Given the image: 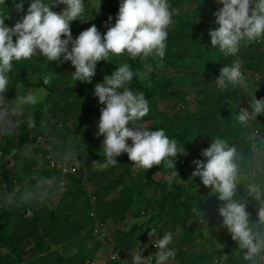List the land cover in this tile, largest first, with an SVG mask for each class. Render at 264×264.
Returning <instances> with one entry per match:
<instances>
[{
	"label": "trees",
	"instance_id": "16d2710c",
	"mask_svg": "<svg viewBox=\"0 0 264 264\" xmlns=\"http://www.w3.org/2000/svg\"><path fill=\"white\" fill-rule=\"evenodd\" d=\"M14 3L15 1L13 0H6L8 7L16 11L15 7H13ZM177 3L178 0H169L172 9L177 7ZM27 7L28 2H25V11ZM118 9L119 0H101L100 11L116 14ZM212 10H215L213 6L209 9H204L202 13H199L198 10L177 12L173 16L176 17L175 25L168 28L167 49L163 59L155 55L149 56L144 60L140 57L133 59L126 53L122 54L134 72L144 74L143 79L134 75L129 85L134 91H143L149 101V113L137 123L142 124L150 130L164 129L166 135L177 141L178 149H183V147L186 149V154L178 153L175 157V165H177L175 170L178 174L170 183L173 186V190H163L165 189V184H169V175L175 171L168 168L164 162L154 165L150 169H141L146 172L149 181L159 185L163 190L160 200L162 211L166 207H169L168 212L173 213L175 223L181 226L183 232L195 234L203 241H209L217 236V233L210 226H205L202 219L193 211L194 199L200 197L206 191L205 186L202 184L199 194L189 195L185 200L180 201L178 198L187 193V190L182 184H178L175 178H183L184 174L181 172V169L190 165L194 159H206L200 155L201 150L208 147L212 139L215 138H223L230 144H235L244 157L243 165L249 163V160L254 157L255 151H259L260 154L261 150H264V145L260 139V137H264V115L258 114L257 119L248 121L246 124H242L238 120V113L241 108L239 100L247 94V91L257 89V96L255 97H264V39L252 42L243 41V43L249 44V48L244 54L246 60L243 67L251 71L250 80L254 78L255 74L258 75L256 80H252L247 91L239 85L228 84L227 87L220 88L216 84H209V80H204L198 83V87L195 90L197 108L193 111L187 107L176 109L175 103L171 107L173 109L171 112L160 110L157 107L159 101L185 100L190 95V91L177 88L176 85L179 82L175 77L158 75L155 70H146V67L150 65L155 66L156 63L176 66L187 58L201 59L205 53L208 54L209 58L218 56L219 53L224 54L218 47L205 48L204 51H199L200 46L206 47L208 39L206 36H210L209 29L214 28L212 24L213 19L211 18ZM37 58H39V61L42 60V56ZM237 59L238 57L235 54L225 55L219 59L215 57V60L211 64L213 66L211 78L216 80V77L220 74V69L224 65H232ZM49 62L53 64L54 70L60 69V64L57 61ZM33 65L30 59L13 61V68L9 73V86L21 83L26 87L41 89L46 95L43 105L46 106L45 110L47 114L44 118L39 116L43 107L42 103L40 108L33 110L32 114H28L32 110V107L26 105L22 117L23 123L19 126L21 133H32V138L35 141H37L38 137H41L45 141H48L49 138L50 140L51 138L54 139V144L49 146L53 151L58 152L59 156H61V152H66V154L71 152L72 156L67 158L68 160L72 161L77 157L80 158L82 155H86L88 157V165L89 162L90 164L98 161L103 163L106 157L102 149V135L96 141V144L99 143L100 146L92 145L88 150H85L84 145H81L83 141L81 138L73 140L71 131L64 133L58 131L59 127L62 124L64 125L63 122L67 121L69 117H78L84 121L86 120V117L79 116L75 112L77 108H81L83 113H88L92 110L100 111L102 105L98 103V97L93 95L94 87L62 85L60 81L45 83V80L41 78L31 80V67ZM109 65L110 62L103 60L97 62L96 75L102 69L106 71ZM5 96L7 95L5 94ZM29 117H32L35 121L33 127H29L27 124ZM80 125L78 123L79 127ZM252 129H259L260 135H255L253 139H250L247 137V134ZM83 131L85 130L82 128L78 132ZM22 152L23 138H21V142L13 154L15 161L21 164V169L16 170L15 180L18 188L14 192L7 193H15L14 201L9 204L5 199L6 194L0 196V264H15V261L10 259L11 251L15 252L16 258L19 261H22L24 255L32 253L33 257L29 258L24 264H88L89 260L93 259L94 256L87 260L88 256L83 251L70 256H64L57 251L46 250L42 252L41 248L44 246L46 239L51 244L65 241L70 235L67 228L86 225L89 220V211L90 213H94V216L89 214L93 221H101L108 218L114 221L123 220L134 202L133 193L130 188L124 186L117 197L108 201H105L103 196L105 193L117 189L123 176L129 174L135 164L129 160L127 153H123L117 157L119 160L117 165L106 167L102 172L93 171V178L98 176H101V178L100 180H95L97 190L95 192V202L91 204L87 199L82 200V197L85 198L87 193L81 183V173L75 171L65 176L70 181L69 186L65 187L66 183L63 186L58 185L57 181L60 178V174L55 169L47 166L44 160L47 150L41 147L43 165L45 167L43 170L44 175H54L56 185L65 189L61 195L62 202H60L59 207L46 212V218L49 222L45 223L43 218L38 214V205L43 197L44 185H34L36 181L32 176L37 162L34 159L27 160L21 158ZM258 159H261L260 155ZM9 163V160L3 162L1 167H3L2 176L8 183H11L14 176L9 174V167L7 166ZM117 169L121 170L117 173ZM165 172L168 175L166 182L154 178L155 174H165ZM21 174H24L26 178L23 179ZM26 187L32 193L29 199L22 198V191ZM241 188L240 195L244 196L247 193V180L242 181ZM71 196H73L72 200L66 202ZM249 199L253 203L257 202L252 196ZM28 211L30 212L29 214H27ZM40 222L43 224L39 230L38 226ZM252 224H256L255 219L252 221ZM11 227L13 228V234L8 235L7 231ZM205 228H207L209 233L207 237H204L203 231ZM30 237L32 240L29 248L25 249L19 245L20 240ZM218 240L222 245L226 243V240ZM112 241L113 250L115 251L133 247L135 244L132 234L122 228L115 230ZM8 245L11 249L8 248ZM181 256V264H246L242 259L240 249L237 252H233L224 247L217 250L216 256L208 252L195 254L190 250L182 251ZM106 264L122 263L119 260H111Z\"/></svg>",
	"mask_w": 264,
	"mask_h": 264
},
{
	"label": "clouds",
	"instance_id": "9594fccd",
	"mask_svg": "<svg viewBox=\"0 0 264 264\" xmlns=\"http://www.w3.org/2000/svg\"><path fill=\"white\" fill-rule=\"evenodd\" d=\"M6 4V0H3ZM15 0L14 6L20 18L11 26L5 23L7 15L0 13V134H14L21 123L25 106L34 104L37 97L31 92L9 100L5 92L10 85L9 73L13 61L30 59L41 54L48 61L70 62L74 66L75 80L91 83L96 75L97 62L111 63V56L128 54L142 60L155 55L163 59L167 49L168 28L174 23V9L169 0H119L115 22L110 15L104 23L103 33L95 24L79 32L75 37L71 31L72 21H84L85 0ZM218 8L215 23L218 27L209 29L211 47H218L226 55L239 51L242 41L252 42L264 38V0H216ZM63 5L54 11L55 5ZM101 0L94 11H100ZM88 20V19H87ZM15 37V39H14ZM134 75L143 79L144 74L134 72L125 61L111 74L104 75L94 86L93 95L98 97L100 116L96 135L103 136L102 149L106 157L100 168L115 166L117 157L123 153L138 168L150 169L164 162L175 170V157L186 154V149H178L177 141L166 135L164 129L150 130L137 123L149 111V101L143 91H134L129 85ZM245 75L239 62L224 65L216 77V84L225 88L228 84L241 85ZM48 81L45 80V83ZM250 109V110H249ZM264 115V97L256 98L246 108H240L238 120L242 124ZM29 127L35 125L32 117L27 120ZM131 125V126H129ZM130 140V142H129ZM206 159H194L192 177H199L204 186H209L219 200L218 207L222 226L226 227L242 253L246 264H264V150L261 159L253 163L255 157L243 165L244 157L235 144L223 138L212 139L210 145L201 150ZM72 153L66 154V159ZM173 171L168 177L171 183L177 175ZM247 180V194L256 199L260 207L255 225L249 220L245 197L241 196L242 181ZM32 193L25 191L23 199ZM15 193L6 194V202L11 204ZM154 232L152 229L149 235ZM173 233L166 232L155 243L156 264H167L175 257L170 247ZM135 251L133 264H145L143 249Z\"/></svg>",
	"mask_w": 264,
	"mask_h": 264
},
{
	"label": "rangeland",
	"instance_id": "374dc122",
	"mask_svg": "<svg viewBox=\"0 0 264 264\" xmlns=\"http://www.w3.org/2000/svg\"><path fill=\"white\" fill-rule=\"evenodd\" d=\"M15 1V0H13ZM28 2V0H26ZM86 3V11L85 14L80 18L84 21H72L71 22V31L73 36L79 34L82 30L88 28L91 24H95L97 28L101 31V33L107 30V26L104 22L108 20V17L111 15L113 20L111 23L115 22V14L110 12L99 11L97 14L94 9L98 6L99 0H85ZM218 3L216 0H178L177 7L174 8L173 16L176 15L177 12H181L184 10L187 11H195L198 10L199 13H202L204 9H209L211 6L215 8ZM63 5H55L53 7L54 11H60ZM0 13L3 15H7L5 18V23L8 25H12L16 20L20 18L22 13H18L17 10L13 11L12 8H9L7 4L3 3L0 0ZM215 10L211 12V18L213 19L212 24L215 27L218 25L215 23ZM174 18V23L171 26L175 25L176 17ZM88 19V20H87ZM207 43L205 46H200L199 51H204L205 48H212L210 45V36H206ZM15 39V37H14ZM249 48V44L241 42L240 49L235 55L238 59L235 62H239L242 68V71L245 75V81L243 84L239 85L244 90L247 91L248 86L252 82V80H256L258 75L255 74L254 78L250 80L251 71L245 69L243 64L245 62L244 54L245 51ZM226 54L219 53L218 56H213V58H209L208 54L205 53L201 59L197 58H187L184 61L178 63L176 66L171 65H163L160 63H156L155 66H147L146 70L153 69L156 71L158 75L165 76H173L179 82L176 85L179 89H186L190 91V95L185 100L175 99V101L171 100H162L157 103V107L160 110L172 111V105L175 103V108H184L187 107L189 110H196L197 101H196V93L195 90L198 87V83L204 80H209V84H216V80L212 79L213 66L211 65L215 57L219 59L220 57H224ZM42 56V60L39 61L37 57ZM32 63L34 64L31 69V80H37L41 78L43 80H47L48 82L52 81H60L62 85H77V86H87L94 87L95 84L99 81H102L104 75L111 74L112 71L115 70L123 62L127 61L122 54L111 56V63L106 71L101 70L98 75H95L91 83L81 82L79 80H75L72 72L74 71V66L71 65L70 62H59L60 69L54 70L53 64H51L47 58L41 54L34 55L30 58ZM234 62V63H235ZM208 64V65H207ZM253 80V81H254ZM217 85V84H216ZM257 89L254 91H247V94L239 100V105L241 108H246L248 105L254 101L255 96H257ZM31 92L37 97V100L34 104H29L27 106H31L32 110L28 114H32L33 110H37L40 108L42 103V111L39 114L42 118L47 114L46 106L43 105L45 100V93L41 91V89L37 87H26L21 83H18L15 86H9L6 90L5 94L6 98L9 100L15 99L21 95H25ZM79 116L86 117V120H82L81 118L69 117L67 121L63 122L61 127H59V132L64 133L66 131H71V137L73 140L80 139L83 140L81 145L85 150H88L92 145L100 146V144H96V141L99 136L96 135L97 131V121L100 116L99 110H92L88 113H83L81 108H77L75 111ZM81 122V123H80ZM78 123L81 124L80 127ZM83 128V132H78ZM78 134L76 135V133ZM23 133V132H22ZM21 129L18 128L17 131L12 134H0V196L7 194L8 192H14L18 186L16 184V170L21 169V164L15 161L13 154L15 153L17 146L21 142V138H23V152L21 153V158H25L27 160H36L37 164L33 169L32 176L36 181V186L44 185L43 197L40 200L38 205V214L43 218L44 222L47 223L49 220L46 218V212L52 209H57L62 202L61 195L65 189L56 185L55 176L48 175L45 176L43 170L45 169L43 165V154L41 152V147L49 146L54 144V139L50 138L48 141L42 139L41 142H37L32 138V133L22 134ZM259 136V129H252L247 137L253 139L254 136ZM261 143L264 145V137H260ZM7 151V152H5ZM58 153V152H57ZM59 155V154H58ZM60 157H66V152L60 153ZM259 151L254 152L255 160L253 163H258L260 159H258ZM197 159V158H196ZM202 159V158H199ZM10 161L7 165L9 167V174L13 175L14 179L11 183H8L4 177L2 176V168L1 164L6 161ZM74 167L76 171H79L82 175V185L86 190L87 196L85 198L82 197V200H89V202L94 204L95 202V192L97 190V185L95 184V180H100L101 176L92 177L93 171L102 172L104 168H100V161L93 162L88 165V157L86 155H82L80 158L77 157L74 160ZM181 164V163H180ZM177 165H175L176 168ZM195 168V165L191 163L188 166H185L181 169V172L184 174L183 178H175V181L178 184H182L184 188L187 190L183 196L179 197L180 201L185 200L189 195L199 194V191L202 189V181L199 177H192V171ZM121 169H117L118 173ZM21 177L25 179V175L21 174ZM168 177L167 172L165 174L157 173L154 178L157 180H161L162 182H166V178ZM64 182L66 186L70 185V181L64 177ZM128 186L133 193V205L128 210L125 218L123 220L114 221L111 218L101 220V221H93L90 217L91 213L88 212V223L84 226H74V228H67L70 235L63 242H59L57 244H51L48 239L45 240L44 246L41 248L42 252L46 250L49 251H57L60 252L64 256H70L73 254H77L80 251H83L85 255L88 256L87 260L94 256H104L109 244V239H101L100 231L104 230L105 232L110 233L111 239L113 238V234L117 228H122L132 234L135 244L133 247H127L124 249L117 250L120 253V262L122 264H133L132 255L135 251L143 246V244H148V247L143 249L142 255L145 256V264H156V255L157 248L151 245V242H156L160 237L163 236L166 232L173 233V241L170 244V247L175 250V257L170 258L167 264H181L182 256L181 252L185 250H190L195 254L200 252H208L212 253L213 256H216L217 250L224 247L228 250H232L233 252H237L239 250L238 244L231 237V234L228 232L227 228L222 226V217L218 213V207L223 204V201L219 200L217 195L212 192L209 186H205L206 191L198 198L194 199V207L193 211L196 212L198 217L202 219L203 224L205 226H210L216 233L217 236L212 238L209 241H203L195 234H188L183 232L181 226L175 223L173 218V213L168 212V208L166 207L164 211H162L160 206V200L162 198L163 190H173V186L169 183L165 184V189H161L159 185L148 180L146 176V172L141 168L136 166L131 169L129 174L123 176L120 185L115 190H111L103 196L105 201L113 199L119 195L120 190L124 187ZM25 191L31 192L27 187L23 189L22 193ZM214 196V197H213ZM246 202V210L249 212V220L254 221L258 218L257 212L260 207L259 202H251L250 195L247 193L244 195ZM73 196L66 200H72ZM261 206L264 207V202H261ZM63 211V210H62ZM256 212V213H254ZM90 214V215H89ZM42 222H40L38 229L42 228ZM154 229V232L149 235V232ZM204 237L209 235L207 228L204 229ZM8 235L13 234V228L11 227L7 231ZM218 239L226 240V243L222 245ZM32 238H26L20 240L19 245L25 249L30 247V242ZM16 241V240H15ZM113 242V241H112ZM8 248L11 247L8 245ZM4 254L3 251H1ZM33 257V254L24 255L22 257V261L17 260L15 252L11 251L10 259L15 261V264H24L29 258ZM151 257L153 259L151 260Z\"/></svg>",
	"mask_w": 264,
	"mask_h": 264
},
{
	"label": "built area",
	"instance_id": "2783aa9c",
	"mask_svg": "<svg viewBox=\"0 0 264 264\" xmlns=\"http://www.w3.org/2000/svg\"><path fill=\"white\" fill-rule=\"evenodd\" d=\"M220 7H222V5L217 4L215 6V11ZM261 39H264V38H261ZM261 39H258L257 41H261ZM37 140L38 142H41L42 138L38 137ZM44 148L47 150L44 156V160L49 168H53L59 172L60 178L58 179L57 183L58 185L63 186L65 184L64 177L67 174L74 173L76 171L74 167L75 161L68 160L65 157L63 158L60 157L58 153L53 151L50 146H45ZM29 213L30 212L28 211L27 214ZM91 215L94 216V213L92 212ZM100 234H101V239H109V242H111V244H109V247L104 256L94 257L93 259L89 260L88 264H106L108 261H111V260H120L121 258L120 253L113 250V242L110 237V233L105 232L104 230H101ZM153 243L155 242L152 241L151 245L155 247ZM152 259L153 257H151V260Z\"/></svg>",
	"mask_w": 264,
	"mask_h": 264
}]
</instances>
